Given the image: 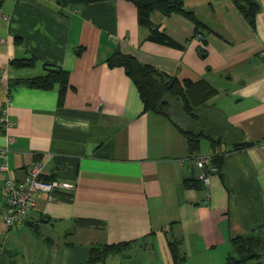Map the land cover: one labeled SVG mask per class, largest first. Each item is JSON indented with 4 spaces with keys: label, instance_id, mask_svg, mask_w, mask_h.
<instances>
[{
    "label": "crops",
    "instance_id": "crops-1",
    "mask_svg": "<svg viewBox=\"0 0 264 264\" xmlns=\"http://www.w3.org/2000/svg\"><path fill=\"white\" fill-rule=\"evenodd\" d=\"M181 1L200 26L176 13L149 14L175 43L167 46L146 40L124 0L61 9L53 0H1L0 115L10 123L11 141L0 172V212L3 179H21L33 161H45L43 176L71 189L51 201L36 193L18 227L5 229L0 221V264H88L90 246L122 241L130 243L119 257L96 264H124L131 256L141 264H173L166 244L172 239L181 264H223L230 237H264V0H253L251 25L231 0ZM113 49L178 81H206L215 94L193 121L178 109L169 114L173 122L142 112L123 69L104 63ZM28 57L32 66L9 65ZM43 64L67 72L62 98L56 85L8 86L10 79L42 74ZM178 126L225 139L216 149L223 153L220 172L206 164L200 189L184 188L181 179H197L195 159L210 156L208 138H199L208 151L190 155ZM3 133L0 127V146ZM239 139L253 145L229 150Z\"/></svg>",
    "mask_w": 264,
    "mask_h": 264
},
{
    "label": "trees",
    "instance_id": "trees-1",
    "mask_svg": "<svg viewBox=\"0 0 264 264\" xmlns=\"http://www.w3.org/2000/svg\"><path fill=\"white\" fill-rule=\"evenodd\" d=\"M58 9L66 6H79L89 2L99 0H53ZM130 2L136 12L137 24L147 30L146 40L174 46L175 43L156 26L149 21V14L152 11H158L163 16L172 13L180 14L194 24L197 28L200 24L197 22L194 14L187 11L182 6L181 0H124ZM1 2V0H0ZM232 4L239 14L251 25L254 15L258 10L257 4L253 0H231ZM196 35V34H195ZM83 47L75 49V54H79ZM34 59L15 58L9 61L12 67L32 66ZM104 63L108 68L121 67L125 75L134 85L139 101L141 103L142 112H152L167 117L172 121L169 114L171 110H180V112L193 121L200 115L197 113L199 108L215 94V89L206 81L198 80L195 82L189 80L178 81L175 77L169 76L160 70L139 62L133 56L121 53L118 49H113L104 59ZM43 73L24 79H10L8 86L24 85L27 87L48 90L56 85L58 88L59 98H62L64 90L67 86V72L59 66L42 65ZM173 122V121H172ZM222 124L219 121L218 129L215 132L220 133ZM227 124V123H226ZM214 125H212L213 127ZM179 131L184 136L186 142L187 153L196 154L199 149V138L207 137L209 141L210 156L207 157L208 163L220 172V164L223 153L217 152V147L225 141L223 137L217 135L213 137L209 132L196 131L191 128H182L178 126ZM214 128V127H213ZM219 130V131H218ZM252 142H238L232 144L229 150H239L252 146ZM228 151V150H227ZM36 157H34L36 160ZM206 172V165L204 167ZM207 173V172H206ZM44 179H49L43 176ZM184 188L200 189L201 181L193 178H182ZM82 224L98 228L101 222L94 220L83 221ZM132 242V241H131ZM230 251L226 253L223 264H261L264 257V237L252 232L237 234L228 239ZM130 241H122L112 244L92 245L88 250L87 263L96 264L103 263L108 255L120 253ZM168 253L173 264H181L184 256L180 255L177 249L178 240H166Z\"/></svg>",
    "mask_w": 264,
    "mask_h": 264
},
{
    "label": "built area",
    "instance_id": "built-area-1",
    "mask_svg": "<svg viewBox=\"0 0 264 264\" xmlns=\"http://www.w3.org/2000/svg\"><path fill=\"white\" fill-rule=\"evenodd\" d=\"M4 19V17H3ZM203 33L196 35V38L202 39ZM264 59V54L262 55ZM0 127L4 129L3 145L0 146V172L7 170L6 158L8 152V143L11 137L6 130L10 123L3 113L0 115ZM206 157L195 159V167L198 171L197 179L205 186L207 175L204 167L207 164ZM45 161L38 160L31 162L24 170L23 177L18 180L4 178L2 181L3 210L0 212V221L5 229L15 228L21 225L28 217L30 211L35 205V195L38 192H44L49 201L54 199L55 192L71 189V185L65 182L53 179L43 178V167ZM215 169H212L214 171Z\"/></svg>",
    "mask_w": 264,
    "mask_h": 264
},
{
    "label": "rangeland",
    "instance_id": "rangeland-1",
    "mask_svg": "<svg viewBox=\"0 0 264 264\" xmlns=\"http://www.w3.org/2000/svg\"><path fill=\"white\" fill-rule=\"evenodd\" d=\"M205 150H207L208 151V147H207V140L205 139V138H201L200 139V147H199V151L197 152V154H199V153H201V152H203V151H205ZM206 152V151H205ZM6 245L8 246V247H11V240H10V242H9V245L6 243ZM138 247H142V246H135V248H133V249H135V251L137 250V248ZM124 251V250H123ZM126 251H128V250H126ZM138 251V250H137ZM118 253H115V255L116 256H118L119 257V255H117ZM118 257H116V258H118ZM112 259V261H113V258H111ZM132 259V256L131 257H126V259H124L125 260V263L124 264H141V263H139L138 261H136V260H131ZM131 260V261H130ZM123 261V260H122ZM122 261H120V262H122Z\"/></svg>",
    "mask_w": 264,
    "mask_h": 264
}]
</instances>
